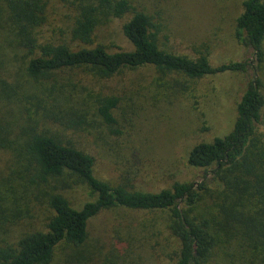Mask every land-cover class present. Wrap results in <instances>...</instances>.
I'll return each mask as SVG.
<instances>
[{"label":"trees","instance_id":"trees-1","mask_svg":"<svg viewBox=\"0 0 264 264\" xmlns=\"http://www.w3.org/2000/svg\"><path fill=\"white\" fill-rule=\"evenodd\" d=\"M138 2L0 0V151L11 153L21 178L31 186L40 187L50 212L43 230L26 233L16 243L0 241V264H52L58 255L62 257L61 264H84L83 259L86 264H110L98 263L102 257L100 251L86 252L89 261L82 253L89 247L91 225L104 212L115 208L168 213L164 228L151 232L147 229L152 238L163 240L164 243L156 242L162 245L161 249L171 253L176 264H213L222 242L218 221L194 216L210 187L208 176L216 182L229 180L241 197L258 209L252 215H237L235 222L254 250L256 245L257 258L264 264L262 77L256 75L247 83L237 106L233 130L211 143L197 144L189 153L188 164L206 171L203 180L177 182L159 193L133 191L125 184L114 186L99 179L91 155L40 129L44 123L41 119L57 122L58 115L69 108L85 111L94 108L104 125L116 127L115 111L120 97L106 94L102 87L111 90L107 86L110 81L127 73L154 69L170 81L179 79L176 77L197 81L225 74L243 75L253 67L246 61L213 66L205 56L191 59L161 50L158 37L162 24L145 2L142 6ZM57 6L62 15L54 11ZM243 6L236 22L237 39L255 51L256 62L263 63L264 0H246ZM109 19H125L122 31L134 48L132 51L110 53L103 46L91 47L98 27ZM62 23L68 28L65 32L68 41L57 40L52 33L48 38L43 37L48 31L62 27L58 25ZM72 43L81 47L73 49ZM7 47L16 53L7 56ZM173 85L154 81L146 89L136 88L130 94V104L134 105V98L145 92L153 94L154 99L167 100L186 92ZM90 122L71 118L66 124L62 118L60 123L79 128ZM75 180L95 196L81 208L73 206L62 193L68 188L64 183ZM9 193L8 188L0 186V229L6 226L10 230L15 225L5 218L2 209L9 208L16 200ZM102 232L106 235L108 231ZM110 237L115 249L132 258L130 240L136 237L134 232L131 235L130 229L120 227ZM171 239L177 242L175 251Z\"/></svg>","mask_w":264,"mask_h":264},{"label":"rangeland","instance_id":"rangeland-1","mask_svg":"<svg viewBox=\"0 0 264 264\" xmlns=\"http://www.w3.org/2000/svg\"><path fill=\"white\" fill-rule=\"evenodd\" d=\"M245 1L139 0L138 3L141 2L142 6L145 2L157 22L162 24L158 37L161 50L191 59L205 56L213 66L251 62L253 67L248 73L225 74L197 81L176 76L179 79L170 81L165 74L154 69L127 73V76H118L110 81L107 86L111 90L102 87L106 94L120 97L119 108L115 111L116 127L104 125L95 115L94 108L86 111L69 108L58 115L60 119L57 122L41 119L44 123L40 129L64 144L91 155L95 159L96 176L114 186L125 184L133 191L159 193L171 189L177 182H201L206 171L188 164L189 153L199 143H211L216 138L228 135L234 128L237 106L247 83L256 75L264 81V62H256L255 51L244 47L236 35V22L243 13ZM55 10L59 15L63 14L58 12V6ZM124 21L109 19L102 22L91 47L103 46L110 53L132 51L134 48L122 31ZM58 25L62 27L48 31L43 37L48 38L52 33L57 40L68 41L69 36L65 35L68 28L63 23ZM71 47L77 49L81 45L72 43ZM7 52L9 57L16 53L10 48ZM154 81L163 85L172 83L186 92L168 100L154 99L153 94L145 92L134 98V105L130 104L133 90L146 89V85ZM137 83L141 85L137 87ZM31 108L34 110L33 106ZM62 118L66 124L71 118L79 122L85 118L91 122L84 127L69 128L60 123ZM17 172L11 153L0 151V186L8 188V195L16 198L9 208H2L5 218L15 223L9 225L10 230L6 226L0 229V241L3 243H16L26 233L43 230L50 215L40 187L29 185L28 180L21 178ZM208 180L210 187L194 211V216L218 221L222 242L213 264H261L256 255V245L254 250L252 243L241 236L235 222L237 215H252L258 209L241 197L229 180L216 182L211 176H208ZM64 184L68 188H64L62 193L76 208L95 199L90 189L78 180ZM26 207H29V211ZM167 221L168 213L161 211L108 210L91 225L89 247L84 248L83 258H87L86 252L94 250L102 253L98 263L176 264V258L170 256L172 254L168 251L164 252L162 245L156 243H164L163 240L152 238L149 233L154 229L160 231ZM120 227L130 229L131 235L134 232L136 236L130 240L132 258L124 256L113 245L110 233ZM148 228L151 229L149 232ZM104 230L108 231L106 235L102 234ZM171 241L172 251H175L177 242ZM61 260L62 257L58 255L52 264H61ZM86 262L83 259V263Z\"/></svg>","mask_w":264,"mask_h":264}]
</instances>
